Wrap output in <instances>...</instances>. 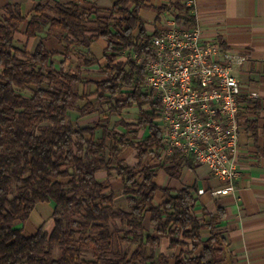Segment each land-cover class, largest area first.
<instances>
[{"label": "trees", "instance_id": "1", "mask_svg": "<svg viewBox=\"0 0 264 264\" xmlns=\"http://www.w3.org/2000/svg\"><path fill=\"white\" fill-rule=\"evenodd\" d=\"M186 2L118 0L103 10L88 0H42L30 14L17 3L0 8V264L226 262L228 242L219 231L224 210L207 213L206 220L195 212L196 185L174 189L155 182L160 167L179 177L182 162L191 166L192 161L174 154L165 157L172 165L150 162L162 152L161 105L143 90L146 72L133 59L134 53L149 58L151 40L158 34L148 32L141 9L156 11L157 20L165 12L176 13L180 23L192 26L194 7ZM24 25L28 38L48 27L33 52L16 39ZM52 34L62 49L48 46ZM99 37L107 40L104 77L87 80L80 67L98 62L91 45ZM247 103L245 109H252L256 118L246 121V130L258 143L264 105L259 98ZM132 107L139 109L137 122L117 121L121 133L110 127L107 114ZM94 112L100 113V120L79 125L81 117ZM142 130L145 136H140ZM125 146L137 151V164L119 157ZM258 148L264 155V144ZM102 169L108 172L104 180L97 178ZM113 175L123 182L122 204L112 188ZM159 194L163 200L158 202ZM40 202L52 203L53 228L27 235L19 224ZM204 228L210 230L206 240ZM163 238L178 252H159ZM200 245L203 251L197 254ZM88 251L92 258L84 256Z\"/></svg>", "mask_w": 264, "mask_h": 264}, {"label": "crops", "instance_id": "2", "mask_svg": "<svg viewBox=\"0 0 264 264\" xmlns=\"http://www.w3.org/2000/svg\"><path fill=\"white\" fill-rule=\"evenodd\" d=\"M42 0H0V8L10 3H17L21 6L24 14H30L34 6ZM62 3H68L71 0H57ZM90 3L107 10L118 0H88ZM170 0H152L156 5L168 3ZM193 14L196 23L202 31V37L205 40L218 41L224 50H229L241 56H246V60L235 65V74L240 78L243 91L256 90L260 94V102L264 105V0H194ZM166 13V12H165ZM161 15L157 20V12L150 8H142L140 15L145 19V27L149 33L159 32L165 27L166 14ZM169 16H172L169 14ZM30 17V16H29ZM2 14H0V19ZM16 34L19 43L26 46L29 52H33L39 43L41 37L46 36L48 27L40 35L28 38L24 32ZM21 36V37H19ZM47 44L52 49H62L59 39L55 35L48 37ZM107 47V40L99 37L91 45V53L98 60L97 63L85 66L82 65V75L87 80H100L104 76L101 74V66L105 63L104 52ZM97 74L100 76L97 78ZM94 87L93 84L88 85ZM96 95H90L95 98ZM245 107L248 106V103ZM246 110V121L256 118L252 109ZM103 113V110L100 111ZM102 115V114H101ZM113 120L109 125L118 133L121 128L117 121L123 119L127 123L137 122L139 109L132 107L124 109L121 114L112 113ZM99 112L81 117L78 120L80 126H90L100 120ZM90 120L88 124L87 122ZM103 124H107L104 121ZM247 125V123H246ZM259 139L256 143L250 131L242 132L240 139V152L238 161L240 163V174L235 182L234 191L228 194H213V191L222 187L224 181L213 175L210 168L206 165H200L194 162L189 166L184 160L180 165L181 176H170L164 167H160L155 178V182L161 187H170L181 189L184 186L196 185L198 192L196 194L197 204L195 212L198 216L208 220L207 213L214 214L218 209H223L225 217L219 227V231L228 242L226 251V262L222 264H264V155L259 152V146L264 144V111L259 118ZM101 130L98 131L100 136ZM140 136H145V131L140 132ZM131 150L130 159L126 158V151ZM136 150L131 147H123L119 155L131 165L137 164ZM152 158H148L150 161ZM162 159V160H161ZM165 161L167 165H172L170 160L163 157L154 158L150 162L157 165ZM108 172L105 169L97 172V178L106 179ZM112 188L116 193V198L124 201L123 182L116 175L111 177ZM163 200L159 194L156 201ZM53 220L52 203L40 202L36 205L29 219L19 226L23 227L27 235H34L39 228H44L46 224ZM52 224V223H51ZM146 227L152 231L149 219H146ZM202 240L210 236V230H202ZM169 240L163 238L159 252L173 254L178 249L169 248ZM203 251V245H200L196 253Z\"/></svg>", "mask_w": 264, "mask_h": 264}, {"label": "built area", "instance_id": "3", "mask_svg": "<svg viewBox=\"0 0 264 264\" xmlns=\"http://www.w3.org/2000/svg\"><path fill=\"white\" fill-rule=\"evenodd\" d=\"M186 3L194 6V0ZM165 14V27L151 40L152 55L133 54L146 72L143 90L160 101L161 157L180 154L208 166L224 181L213 194H228L240 174L245 106L260 94L244 92L235 74V65L246 56L203 39L198 25L180 23L176 13Z\"/></svg>", "mask_w": 264, "mask_h": 264}, {"label": "rangeland", "instance_id": "4", "mask_svg": "<svg viewBox=\"0 0 264 264\" xmlns=\"http://www.w3.org/2000/svg\"><path fill=\"white\" fill-rule=\"evenodd\" d=\"M19 37H21V36H19ZM102 73L100 72V75H101ZM99 74H97V78L100 76ZM103 75V74H102ZM94 89V87H89V90H93ZM26 93H30L29 91H25ZM108 116H109V118H110V121H112L114 118H113V116L109 113V114H107ZM72 116H73V118H76L78 115H77V112H75V111H72ZM89 121L90 120H87V122H84L85 124H88L89 123ZM131 154H133L132 152H131V150H127L126 151V158L127 159H130V156H131ZM117 202H118V204H122V201H121V199L120 198H118L117 199ZM52 223V224H51ZM46 226L47 227H45V228H47V229H51L52 227H53V222L51 221V220H49V223L48 224H46ZM57 253H59V251L57 250ZM86 258H92L93 256H92V254H91V252L90 251H88V252H85V255H84Z\"/></svg>", "mask_w": 264, "mask_h": 264}]
</instances>
